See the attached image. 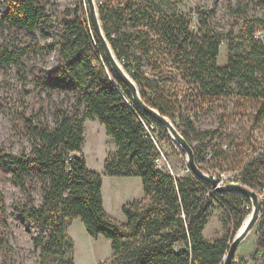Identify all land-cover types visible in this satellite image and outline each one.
<instances>
[{
    "label": "trees",
    "instance_id": "1",
    "mask_svg": "<svg viewBox=\"0 0 264 264\" xmlns=\"http://www.w3.org/2000/svg\"><path fill=\"white\" fill-rule=\"evenodd\" d=\"M3 1L7 11L2 20L13 28L32 32L52 23L45 0ZM96 1L105 34L144 100L174 122L180 119L181 124H175L190 142L195 137L199 140L194 146L199 164L208 156L212 161L228 160L243 145L250 146L248 135L240 142L236 132L225 133L222 127L203 129L198 122L212 98L236 93L258 107L250 116L252 130L264 128V36L256 37L259 27L264 34V17L250 18L244 13L242 29L224 33L213 30L202 16L200 29L194 32L188 15L165 12L157 0ZM259 2L264 6V0ZM80 10L76 8L63 21L58 63L47 78L37 77L47 89L76 92L74 110L59 103L53 121L42 116L35 122L27 120L25 128L33 139L29 153H15L0 144V167L11 170L12 180L27 195L18 211L39 227L35 243L42 264L51 258L75 264L68 221L78 217L90 235L111 240L112 264H223L230 247L228 237L210 241L204 235L214 203H228L233 210L227 198L231 197L237 205H250L245 210L235 208L238 231L252 211L251 200L240 192L215 190L192 171L177 178L158 167V147L146 123L167 129L137 106L130 88L109 62L96 58L95 43L102 54L103 50L92 21L80 16ZM225 42L228 62L220 65ZM26 51L23 46H4L0 66L24 65ZM87 118L98 119L117 147L105 160V174L142 179L144 196L123 205V222L108 214L103 176L88 167L82 153ZM33 179L43 183L41 205L35 204L28 187ZM228 180L246 184L264 198V148L256 150ZM6 218L5 194L0 188V225ZM0 242H8L1 229ZM256 251L264 252V210Z\"/></svg>",
    "mask_w": 264,
    "mask_h": 264
},
{
    "label": "rangeland",
    "instance_id": "2",
    "mask_svg": "<svg viewBox=\"0 0 264 264\" xmlns=\"http://www.w3.org/2000/svg\"><path fill=\"white\" fill-rule=\"evenodd\" d=\"M45 1L48 2L47 10L52 16V23L49 26H39L30 32L22 28H13L3 22L2 16L7 11V6L3 0H0V49L14 45L27 48L23 55L24 65L10 63L6 67L0 66V144L6 145L15 153L31 151L33 139L25 128L27 120L35 122L39 116H42L53 121L57 104L62 103L73 111L76 101V92L47 89L38 82L37 77L47 78L48 71L59 61L58 35L63 31L65 18L73 15L76 8L80 10L83 6L84 10H80L79 15H86L91 20L89 2L87 0ZM157 2L165 12L188 15L194 32L200 29L202 16L209 20L213 30L224 33L232 28L239 32L244 26V13L250 18L264 17V6L259 0H157ZM96 4L98 6L97 1ZM257 31L263 34L260 27ZM263 36L264 34L261 37ZM228 53L229 44L225 42L221 46L218 58L220 65L227 64ZM95 56L100 58L102 63L107 61L104 51L102 54L96 43ZM119 61L122 64V61ZM147 72L152 74L149 69ZM257 111L258 107L253 102L243 100L236 93H232L212 98L201 116V121L198 122V127L203 129L222 127L225 133L236 132L240 142L245 140L246 135L250 137L248 142L252 149L243 145L237 155H232L233 157L228 160L212 161L208 156L201 161L202 168L219 176L223 183L229 182L231 176L238 174L242 163L256 150L264 148V128L257 127L252 130L250 124V116ZM175 122L181 124L178 118ZM153 130L155 131L152 134L158 141L159 160L156 158L158 167L177 178L189 175L192 170L188 164L187 152L169 130L164 131L156 124ZM84 136L82 153L86 157L87 165L103 176L102 192L105 208L110 216L123 222L126 220L122 210L123 205L144 196L142 179L140 176L105 174V160L116 153L117 147L98 119H86ZM191 143L196 146L199 140L195 137ZM224 146L226 147L227 144ZM42 186L43 183L39 179L30 180L28 184L36 205H41L43 202ZM0 188L5 194L7 207L6 222L0 225V229L8 239V242H0V264H42L41 251L35 243L39 227L18 211V204L25 202L27 195L12 180L11 170L3 167H0ZM227 198L234 205V209L232 210L225 202L214 203L212 215L205 227V235L210 241L226 236L231 244L238 232L235 228L237 214L235 208L245 210L249 207L247 203L240 206L231 197ZM259 225L260 221L241 242L233 264H264V252L256 251ZM68 234L74 242L75 264H112L111 240L103 235L98 238L90 235L81 218H72L68 221ZM45 264H64V262L51 258Z\"/></svg>",
    "mask_w": 264,
    "mask_h": 264
},
{
    "label": "water",
    "instance_id": "3",
    "mask_svg": "<svg viewBox=\"0 0 264 264\" xmlns=\"http://www.w3.org/2000/svg\"><path fill=\"white\" fill-rule=\"evenodd\" d=\"M88 2L93 27L99 39L100 46L104 51L105 56L107 57V61L109 62L113 72L130 88L133 100L137 104V106L142 109L145 113L152 116L156 121H158L162 126H164L167 130L171 132L174 139H176V141H178L182 148L187 152L189 167L197 177L208 181L215 190L240 192L251 200V217L249 218V220H247L246 218L243 221L237 234L232 239L228 252L223 258V264H233L241 242L250 234V232L261 220L262 212L264 210V198L257 190L246 184L236 181L223 183L219 176L214 173L205 171L200 166V164L196 160L194 146L184 136V134L177 127L175 122L169 116L162 114L159 109L148 104L144 100L140 93V88L138 84L133 79V77L127 72L123 64L120 63L114 49L112 48V45L110 44L104 32L96 0H88ZM109 73L112 76L111 71H109Z\"/></svg>",
    "mask_w": 264,
    "mask_h": 264
},
{
    "label": "built area",
    "instance_id": "4",
    "mask_svg": "<svg viewBox=\"0 0 264 264\" xmlns=\"http://www.w3.org/2000/svg\"><path fill=\"white\" fill-rule=\"evenodd\" d=\"M263 34H261V33H258V34H256V37H261ZM146 127H147V129H148V132L151 134V136L153 137V139H154V141H155V143L158 145V141H157V139L153 136V134H152V132H153V129L155 128V124L154 123H152V124H150V125H148L147 123H146ZM157 160H159V158H157ZM223 181V180H222ZM224 182V181H223ZM249 207H250V205H249Z\"/></svg>",
    "mask_w": 264,
    "mask_h": 264
},
{
    "label": "bare ground",
    "instance_id": "5",
    "mask_svg": "<svg viewBox=\"0 0 264 264\" xmlns=\"http://www.w3.org/2000/svg\"><path fill=\"white\" fill-rule=\"evenodd\" d=\"M88 1V0H87ZM251 217V213L247 216V220H249V218Z\"/></svg>",
    "mask_w": 264,
    "mask_h": 264
},
{
    "label": "crops",
    "instance_id": "6",
    "mask_svg": "<svg viewBox=\"0 0 264 264\" xmlns=\"http://www.w3.org/2000/svg\"><path fill=\"white\" fill-rule=\"evenodd\" d=\"M204 235H205V230H204ZM205 237H206L207 239H209L206 235H205Z\"/></svg>",
    "mask_w": 264,
    "mask_h": 264
}]
</instances>
